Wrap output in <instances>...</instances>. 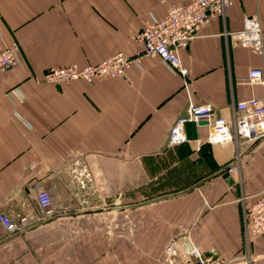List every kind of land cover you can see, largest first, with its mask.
Returning a JSON list of instances; mask_svg holds the SVG:
<instances>
[{"label":"crops","instance_id":"obj_1","mask_svg":"<svg viewBox=\"0 0 264 264\" xmlns=\"http://www.w3.org/2000/svg\"><path fill=\"white\" fill-rule=\"evenodd\" d=\"M186 2L0 0V44L20 48L18 67L0 73V213L30 226L13 235L0 227V264H186V233L226 264H264V233L245 242L242 230L243 209L264 188V138L206 145V125L196 140L166 146L189 103L230 121L239 101L264 99V86L243 81L249 69L264 75V56L223 36L256 17L264 44V0H231L224 19L178 52L184 77L142 57L118 78L43 82L49 69L140 52L147 13ZM34 184L51 198L50 219Z\"/></svg>","mask_w":264,"mask_h":264},{"label":"built area","instance_id":"obj_2","mask_svg":"<svg viewBox=\"0 0 264 264\" xmlns=\"http://www.w3.org/2000/svg\"><path fill=\"white\" fill-rule=\"evenodd\" d=\"M231 0H187L184 4H169L162 17L147 13V19L140 33L135 37L141 46V51L133 55L117 53L95 65L78 67L68 65L49 69L43 74L46 84H61L74 81L91 83L92 81L114 79L124 75L131 68L140 67L142 57L157 58L171 73L181 77L186 76V70L181 66L178 52L185 49L188 43L204 29L212 19H224ZM223 36L235 41L241 48L249 49L251 53L264 56L263 33L256 17H243L240 30L223 33ZM20 48L11 41L8 45L0 44V73L18 67ZM250 85L264 86V75L261 69H249L243 80ZM235 113L228 121L215 115L208 104L189 103L184 115L178 117L169 128L166 146L173 147L186 143L184 125L197 124L205 121L209 129L206 145L223 144L231 141H246L252 144L264 138V99H247L239 101L234 106ZM237 159L232 166L224 169V173L237 172ZM35 202L43 220L55 215L51 198L39 184H34ZM0 227L9 234H18L29 226V219L22 215L15 220L0 213ZM242 230L245 242L264 233V188L256 194V200L242 211ZM181 256L186 264H226L213 250L204 254L195 245L189 234L181 239ZM175 243L165 244L163 253L174 252Z\"/></svg>","mask_w":264,"mask_h":264},{"label":"water","instance_id":"obj_3","mask_svg":"<svg viewBox=\"0 0 264 264\" xmlns=\"http://www.w3.org/2000/svg\"><path fill=\"white\" fill-rule=\"evenodd\" d=\"M206 125H207V123L205 121H199L197 124H194L191 122L186 123L184 125V132H185L186 140L187 141L196 140L197 139L196 128L206 126ZM221 177H222V179H224L226 181L227 184H231V179L227 173H223Z\"/></svg>","mask_w":264,"mask_h":264},{"label":"rangeland","instance_id":"obj_4","mask_svg":"<svg viewBox=\"0 0 264 264\" xmlns=\"http://www.w3.org/2000/svg\"><path fill=\"white\" fill-rule=\"evenodd\" d=\"M27 230V229H26Z\"/></svg>","mask_w":264,"mask_h":264}]
</instances>
